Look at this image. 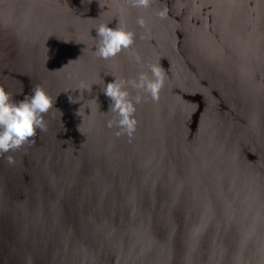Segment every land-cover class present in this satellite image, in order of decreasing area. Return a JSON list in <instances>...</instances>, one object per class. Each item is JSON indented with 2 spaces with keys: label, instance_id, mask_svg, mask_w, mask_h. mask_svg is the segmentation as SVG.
I'll return each instance as SVG.
<instances>
[{
  "label": "water",
  "instance_id": "95a60500",
  "mask_svg": "<svg viewBox=\"0 0 264 264\" xmlns=\"http://www.w3.org/2000/svg\"><path fill=\"white\" fill-rule=\"evenodd\" d=\"M100 24L139 62L98 58ZM154 63L159 101L117 136L102 87ZM36 85L54 106L0 156V264H264V0H0V86Z\"/></svg>",
  "mask_w": 264,
  "mask_h": 264
},
{
  "label": "clouds",
  "instance_id": "9594fccd",
  "mask_svg": "<svg viewBox=\"0 0 264 264\" xmlns=\"http://www.w3.org/2000/svg\"><path fill=\"white\" fill-rule=\"evenodd\" d=\"M154 0H127L134 8H149ZM161 19H166L168 10L165 7L157 13ZM137 24L145 28L147 26L143 16L137 18ZM96 29L97 46L95 55L98 58L109 60L116 58L121 52L129 53L139 62L138 55L132 50L135 43V33L126 26L109 27L108 24H100ZM151 76L141 72L138 78L129 80H117L116 78L102 87L105 96L109 98V110L115 118L108 121V127H116L117 136L127 135L131 140L138 124L135 117L136 105L145 99L143 94L150 96L153 101H159L160 91L164 86L165 71L159 63L148 65ZM92 85L83 82L78 89L80 94L92 92ZM129 88L135 90L134 99ZM70 100H73L69 96ZM96 100V99H95ZM97 101V100H96ZM75 102V101H73ZM54 106L53 98L46 90L36 85L31 95H26L19 102H15L12 94L0 86V156L5 153L19 150L25 144H34L37 131H47L44 116ZM79 115V110H78ZM8 164H14V157H5Z\"/></svg>",
  "mask_w": 264,
  "mask_h": 264
}]
</instances>
